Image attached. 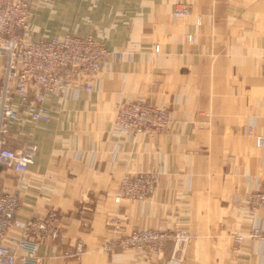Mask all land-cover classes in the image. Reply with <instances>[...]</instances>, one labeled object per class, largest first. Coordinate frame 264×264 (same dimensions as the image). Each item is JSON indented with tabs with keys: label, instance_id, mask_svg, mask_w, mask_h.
<instances>
[{
	"label": "crops",
	"instance_id": "obj_1",
	"mask_svg": "<svg viewBox=\"0 0 264 264\" xmlns=\"http://www.w3.org/2000/svg\"><path fill=\"white\" fill-rule=\"evenodd\" d=\"M177 3L191 13L176 19ZM31 13L34 38L92 34L124 57L101 70L92 91L48 99L50 122L26 116L19 125L10 145L31 140L38 152L22 179L0 172V185L22 196L10 237L28 217L57 209L63 242L40 244L42 264H262L246 197L264 187V145L246 129L264 134V0H33ZM121 98L167 106L172 127L114 134ZM152 167L161 175L149 199L115 201L125 173ZM257 215L264 222L263 208ZM118 217L126 229L186 228L194 238L168 242L161 257L105 252ZM78 241L83 251L64 256Z\"/></svg>",
	"mask_w": 264,
	"mask_h": 264
},
{
	"label": "built area",
	"instance_id": "obj_2",
	"mask_svg": "<svg viewBox=\"0 0 264 264\" xmlns=\"http://www.w3.org/2000/svg\"><path fill=\"white\" fill-rule=\"evenodd\" d=\"M33 0H0V172L9 169L22 179L35 162L38 144L21 141L17 147L10 141L18 137L19 125L26 116L43 123L51 121V109L46 101L55 96L66 97L74 87L87 91L94 89V82L102 69L110 71L112 61L124 57V49L107 47L102 39L92 34L78 35L68 32L62 36L33 37L31 6ZM191 13L186 3H177L173 10L176 19ZM190 39L195 42L196 35ZM161 46L155 45V52ZM208 115L209 113H205ZM174 122L166 106L150 104L145 100L121 98L117 104L114 134L134 138L142 134L168 131ZM246 134L258 146L264 145V134L252 126ZM160 174L155 169L127 172L122 177L115 201L124 199L146 201L156 189ZM247 208L253 219L248 235L264 241V222L257 210L264 209V187L252 189L247 195ZM22 206L19 187L0 185V264H42L38 255L45 239L63 242L62 215L57 209L28 217L19 236L10 237L9 230ZM117 227L123 224L118 217ZM114 222V221H113ZM246 233L235 236L241 242ZM194 238L189 229H144L132 227L106 238L102 250L113 252L133 248L152 257L162 255L168 242L183 244ZM84 249L81 241L67 247L63 254L71 257ZM264 264V260L262 261Z\"/></svg>",
	"mask_w": 264,
	"mask_h": 264
},
{
	"label": "rangeland",
	"instance_id": "obj_3",
	"mask_svg": "<svg viewBox=\"0 0 264 264\" xmlns=\"http://www.w3.org/2000/svg\"><path fill=\"white\" fill-rule=\"evenodd\" d=\"M175 7V6H174ZM191 35V34H190ZM192 41V40H191ZM160 45V44H159ZM127 99V98H126ZM131 100H137V99H131ZM167 107V106H166ZM251 126V125H250ZM249 126V127H250ZM246 131H247V129H246ZM247 135V134H246ZM150 169H155V170H157L158 172H159V174L161 175V171L159 170V168H156V167H152V168H150ZM144 170H147V169H144ZM119 188V187H118ZM118 193V192H117ZM116 197V196H115ZM125 200V199H124ZM128 200V199H127ZM131 201H136V200H131ZM116 219L117 218H114V222L115 223H117V221H116ZM116 229H117V233H115V234H120L121 232H128V231H130V229H126L125 228V225H124V223L122 224V226L120 227V228H118L117 227V224H116ZM136 227V226H135ZM139 228H143V227H139ZM155 228H159V227H151V228H144V229H155ZM162 229H171V228H162ZM175 229V228H174ZM171 230H173V229H171ZM172 242V241H171ZM159 257H161V256H159Z\"/></svg>",
	"mask_w": 264,
	"mask_h": 264
}]
</instances>
